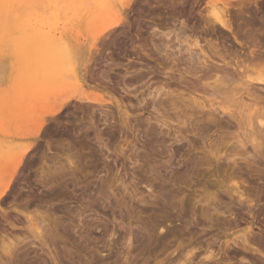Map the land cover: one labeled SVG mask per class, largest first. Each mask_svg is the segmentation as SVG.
<instances>
[{
    "label": "rangeland",
    "instance_id": "374dc122",
    "mask_svg": "<svg viewBox=\"0 0 264 264\" xmlns=\"http://www.w3.org/2000/svg\"><path fill=\"white\" fill-rule=\"evenodd\" d=\"M94 2L86 9L88 14L72 18L63 8L56 13L45 8L42 0H34L20 11L21 26L11 17V25L8 20L0 24V105L10 108L11 101H19L21 92L14 98L15 89L43 83L40 72L27 74L29 69L21 66L23 73L14 56L18 43L23 45L24 39L40 35L52 40L62 37L77 48L78 56L98 50L101 59L93 66L95 78L87 75L85 79L107 101L100 106L73 101L54 117L44 115L34 153L24 159L0 196V264H176L178 259L183 262L185 252L191 251L192 257L208 245L216 250V261L264 264V126L259 124L260 119L264 121V114L260 116L264 83L251 82L252 98L238 89L237 101L245 108L237 106L246 110L240 115L248 121L241 125L221 110L210 112L209 107L194 111L179 108L180 104L169 109L166 104L167 109L156 105L146 113L141 109L144 103L139 102L150 100L148 87L155 88L162 81L174 95L188 98L192 94L206 105L230 108L225 96L194 91L196 80L185 73L196 68L197 75L206 79L212 75L210 62L218 59V53L227 61H242L247 71L244 76L264 78V0H110L112 11L95 9L94 5L106 1ZM212 10L230 21V32L213 26ZM113 14L121 21L98 37L113 23ZM38 44L33 49L42 53ZM199 47L210 56L215 53L208 64L212 72L197 66ZM187 52H192L194 64L186 62ZM157 67L163 69V76L153 72ZM137 75L142 80L127 81ZM11 93L14 99L9 102ZM212 98L216 100L208 104ZM12 106L0 107V148L6 150L25 144L13 142L19 135L16 131L27 132L29 110ZM233 107L235 111L237 107ZM238 109L236 113H240ZM123 110L130 115L127 124L121 121ZM163 113L170 122L156 121ZM258 144L262 156L254 151ZM0 151L3 154L2 148ZM7 166L3 164V169ZM237 188L243 198L258 205L257 213L248 212ZM54 191L59 194L53 195ZM31 217L44 220L41 227L47 245L30 236L27 218ZM248 222L254 224L251 231L246 230ZM242 233L249 244L243 243ZM229 238L237 245L225 244ZM12 243L16 253L9 258L2 253V244Z\"/></svg>",
    "mask_w": 264,
    "mask_h": 264
},
{
    "label": "bare ground",
    "instance_id": "6f19581e",
    "mask_svg": "<svg viewBox=\"0 0 264 264\" xmlns=\"http://www.w3.org/2000/svg\"><path fill=\"white\" fill-rule=\"evenodd\" d=\"M34 0H0V24L1 22H4L6 23V20L9 21V17L13 18L14 19V23H16V25L18 26H21V18H22V15L20 14V11L22 9H24L25 5L27 6V4L29 3H32ZM98 2L100 0H97ZM96 1V2H97ZM106 1V3H105ZM110 0H104V3L105 4H96L94 5V7L96 6L95 9H99L100 8V11L101 10H104L106 9L107 11L109 10H113L114 8H111L109 4ZM121 1V0H120ZM174 1V0H173ZM94 0H42V4L45 8H48L52 11V9L54 10V12H58L61 8H63L68 14L71 15L72 18H77V17H81L80 15L85 12L86 13V9L88 8L89 5H92L91 3H93ZM94 2V3H96ZM172 2V1H171ZM243 2V1H241ZM36 3V2H35ZM121 3V2H120ZM128 3V2H127ZM164 3V2H163ZM123 4V3H122ZM178 4V3H177ZM195 4V3H194ZM97 5H102V6H98ZM104 5V6H103ZM110 6V8L108 7ZM123 6V5H122ZM103 7V9H102ZM105 7V8H104ZM108 7V8H106ZM159 7V6H158ZM245 7V6H244ZM41 8V7H40ZM60 8V9H59ZM90 8V6H89ZM176 8V7H175ZM109 9V10H108ZM117 9V8H116ZM173 9V8H172ZM44 10V9H43ZM46 10V9H45ZM50 10H47V11H50ZM58 10V11H57ZM93 10V9H92ZM91 10V11H92ZM154 10V9H153ZM167 10V9H166ZM62 11V9H61ZM110 11V12H111ZM117 11V10H116ZM99 12V10L97 11ZM104 12V11H103ZM145 12V11H144ZM102 12H100L99 14H101ZM115 13V12H114ZM88 14V13H86ZM97 14V13H96ZM98 14V15H99ZM106 14V13H105ZM108 14V13H107ZM106 14V15H107ZM112 14V12L110 13V15ZM211 19L213 20L211 23L213 24V26H219L217 29L219 30V28L227 31V32H230L232 29H231V23L228 19L224 18V16H222L220 14V12L218 11H215V10H212L211 11ZM114 16H112L114 18L113 20V23L110 24V25H107L104 29H102L100 31V33L98 34V37H101L103 36L105 33H107L111 27L113 26H117V24L121 21L120 19L121 18H118L116 20V14H113ZM119 15H120V11H119ZM141 15V14H140ZM143 15V14H142ZM159 15V14H158ZM94 16V15H92ZM91 16V17H92ZM144 16V15H143ZM26 17V16H25ZM62 17V16H61ZM116 17V18H115ZM112 19V18H111ZM7 21V22H8ZM210 22V21H209ZM7 24H10V21L9 23ZM7 24H4V25H7ZM63 24V23H62ZM208 24L209 26V23H206ZM11 25V24H10ZM54 25V24H52ZM233 25V24H232ZM9 26V25H7ZM6 26V27H7ZM36 26V25H35ZM12 27V26H11ZM63 27V26H62ZM139 27V26H138ZM212 27V26H211ZM137 28V27H136ZM208 28V27H207ZM216 29V28H215ZM220 29V30H221ZM24 30V29H23ZM22 30V31H23ZM211 30V29H210ZM219 30V31H220ZM16 32V31H15ZM14 33V32H13ZM23 33V32H21ZM40 33H43V32H40ZM45 35L47 34L46 32L44 33ZM40 35V34H39ZM49 34H47L46 36H48ZM57 37V36H56ZM98 37L96 39H98ZM57 39V38H56ZM95 39V40H96ZM100 40V39H99ZM236 41V39H234ZM101 42V41H100ZM125 42V41H124ZM41 44V46L39 44ZM97 43L99 44V42L97 41ZM36 44H38V46H40L41 48V51L42 53L40 52V49L38 48H34L36 46ZM103 44V43H102ZM131 44V43H130ZM18 47H17V50L15 51V54L14 56L18 59V62H19V68L20 70L24 67L28 68L29 70H27L26 68V71H27V74H29L28 72L29 71H33L34 73L35 72H40V77H42V81L43 83L41 84V86H27L26 85V88H21L23 90L21 91H15V95H14V98H16L15 96L18 97V94L19 92H21V94H19V97H21L19 99V101L17 102L16 100L17 99H14L13 98V92L10 94L12 95V99H10L9 97V102L11 100H15L16 101V104L13 101L12 105L14 104V108L13 109H18L17 107L18 106H22V108L24 109L23 106H25V108L27 109H24V110H29V115L25 114L24 115H28V119L26 120V124H25V129L27 130V132L25 133V131H23V133H21L22 130H20L21 128H19L20 130V133L19 131L15 133V136L13 133V130H12V134L15 136L14 137V141L13 142H25L24 143H21L19 145H13L11 146V149L10 147H6L7 150L5 149V151H3V147L2 148V151H3V154L6 153V158H1V159H6V163H4V160H1L0 162H2L0 165V196L1 194H3V192H5L9 186V183L12 182V177H14L15 173H17L16 171L18 170V168L20 167V165L23 163L24 159L29 155V154H32L34 153L33 151H35V148L34 145L35 143L37 142V140L40 139V131H41V128L44 124V119L46 120V118L44 117V115H49V116H53L55 114H57L60 110H62V108L64 106H66V104L68 103H72L73 101H77V102H82V103H86V104H89V105H94V104H97V105H104L107 101L105 100L106 98H102L98 93V95L96 94V92H93V89L94 87H92L89 83H87V80L85 79V77H87V75H90V78L91 80H94L93 78L94 77V74H93V66H96L97 63H98V60H100L101 58L99 57L100 54L98 52V50H94V51H89V53L87 55H84V54H81L78 56V53H77V48L74 46V45H71L70 43H68L66 40H64L62 37H59L57 40H52L51 38L49 39H46L45 36L43 35H40V36H36L35 37H32V38H28V39H24V44H17ZM194 46H197L198 45V42L195 41ZM37 46V47H38ZM92 46L96 49V46L97 44L94 43L92 44ZM154 46V44H153ZM90 47V46H89ZM33 49V50H32ZM98 49V48H97ZM88 50V49H87ZM190 50V49H189ZM213 51V50H212ZM199 52L200 54V58H198L196 60L197 62V66L200 67L199 69L202 70V68L205 70H208L209 72H212V75L210 74L209 76H212V77H209V76H205L206 79L202 76H198L197 73L199 71H197L196 68H190V70L187 68V70H189L188 72H186L185 70V74L186 75H191L193 78H195V84L193 83V88L194 91L195 90H202L204 93H206L207 95L209 94L211 97H217V96H225V98H227L229 101H226V103H228L230 105V108L229 106L227 105V107H222L223 105H217V107L215 106L214 103H211L210 105H206L204 102L200 101L201 99L199 98H195L192 94L189 95L188 98H183L181 94H177V95H174V91H171L170 89L166 90V86H165V83H163L162 81H158L156 82L155 84V88H151V86L148 87V89H150L151 93H147L148 97L151 96V99L150 100H147V98H142L141 100H139V102H143L144 103V107L141 108L144 110V112L146 113H149V110L150 108L153 109L154 106L157 105V107L161 110L163 108L167 109L166 108V104L167 107L169 106V109L170 107L172 108H177V105L178 104H182L181 106L179 105V108L184 106L186 109L187 108H190V110H194V111H197V110H210L213 111V112H216L218 110H221V112L223 113H227L229 115L230 118L232 119H235L236 122H238V124L241 125L242 121L244 119H242V115L240 114H243L244 111H246L244 109H238L242 104V102H238L237 101V95L239 92V90L242 91V93L246 94L249 98H252L254 96V93H250V88H253L251 87V82L254 83L255 81H258V82H261V83H264V78L263 77H259L257 79H253L255 78V76L253 78H249L248 77V74L247 76H244L245 73H247V71L245 72L243 70L244 68V64L243 62L241 61H238V62H234L233 60L231 61H227V57L225 55H221V54H216V56H218V59L217 57L213 58L212 56H215L214 54L212 56H210V54H206L204 53V51L202 50V48L199 47ZM125 53V52H124ZM189 53V58L187 59L186 62H189V63H192L194 64V58H193V55H192V52H187ZM80 54V53H79ZM161 54V53H160ZM194 54V53H193ZM197 55V54H196ZM199 55V54H198ZM197 55V56H198ZM208 55V56H207ZM138 57V56H137ZM213 60L210 62V64L212 65H208L209 64V60H211L212 58ZM100 58V59H99ZM202 58V59H201ZM218 62H217V60ZM9 60V58H8ZM139 60V59H138ZM165 60V59H164ZM201 60V61H200ZM216 60V61H214ZM147 61V60H146ZM160 61V60H159ZM157 61V62H159ZM214 61V62H213ZM160 62H163V61H160ZM195 62V63H196ZM166 62H164L162 64V66L164 65L165 66ZM8 65V63H7ZM12 66V65H11ZM21 66H23L21 68ZM99 66V65H98ZM147 66V65H146ZM161 65H159L160 67ZM167 66V65H166ZM191 66V65H190ZM194 66V65H193ZM210 66L213 68L212 71H210ZM10 67V66H9ZM144 67V65H143ZM148 67V66H147ZM146 67V69H147ZM159 67H157V69H154L153 72H156L158 74H162L163 76V72L161 69H159ZM196 67V66H195ZM80 68H83V69H80ZM133 68V67H132ZM152 68V67H151ZM24 69V71H25ZM145 69V68H144ZM198 69V70H199ZM129 70V69H128ZM161 70V71H160ZM200 70V71H201ZM243 70V72H242ZM2 70H0L1 72ZM8 71V70H7ZM23 71V69H22ZM23 71V73H25ZM82 71H85V73L82 74ZM207 71V72H208ZM30 72V73H31ZM206 72V71H204ZM208 72V73H209ZM245 72V73H244ZM21 72H19L18 75H21L20 74ZM33 73V74H34ZM95 73V72H94ZM166 73V72H165ZM188 73V74H187ZM222 74L223 75V78L220 77L218 74ZM1 74V73H0ZM98 74V73H97ZM150 74V73H149ZM152 74V73H151ZM199 74V73H198ZM250 74V73H249ZM25 75V74H24ZM86 75V76H85ZM240 75H243L241 77H239ZM259 76V75H258ZM17 77V76H14V78ZM21 78H24V76L22 77V75L20 76ZM202 77V78H201ZM209 77V78H208ZM246 77H248V80H245ZM0 78H1V75H0ZM18 78V77H17ZM141 78L142 75H137V76H131L128 78V82L130 83H137L138 81L142 80ZM204 78V79H203ZM88 79V78H87ZM212 79V82H209V80ZM17 80V79H16ZM208 80V82H207ZM226 80H229V81H232V84L230 85H226L224 82ZM254 81V82H253ZM89 82V80H88ZM116 82V81H115ZM118 84V83H117ZM235 85V86H233ZM233 86V87H232ZM253 86V85H252ZM18 88H20L19 86H17ZM153 87V86H152ZM13 88V86H12ZM43 88V92L40 94V91L41 89ZM192 88V89H193ZM153 89V91L151 90ZM239 89V90H238ZM12 90V89H11ZM173 90V89H172ZM10 91V90H9ZM96 91V90H95ZM252 91V90H251ZM174 93V94H173ZM240 93V92H239ZM8 94V93H7ZM3 97V96H2ZM18 97V98H19ZM156 98H159V101H156L155 99ZM109 100V99H108ZM205 100V99H204ZM215 101L216 98H212L208 101V104L211 102V101ZM240 101H242V99L240 98L239 99ZM237 101V102H236ZM110 102V101H109ZM2 104V103H1ZM10 104V108H12L13 106ZM41 106H40V105ZM142 104V103H141ZM241 104V105H240ZM232 105V106H231ZM236 105V106H235ZM237 105H240V106H237ZM12 106V107H11ZM37 106V107H36ZM40 106V107H39ZM118 108L119 109H122L120 108L119 104H117ZM143 106V105H142ZM237 107L236 110L238 109V111L240 113H236V110L234 111L233 109H231L232 107ZM0 107L2 109H4V107L9 108V106L5 103H3L2 105H0ZM233 107V108H234ZM242 107L245 108V106L243 105ZM248 107V106H247ZM254 107V106H253ZM21 109V107H19ZM36 108V109H35ZM39 108V109H37ZM183 108V107H182ZM183 108V109H185ZM249 108V107H248ZM7 109V110H8ZM182 109V110H183ZM22 110V109H21ZM33 110V111H32ZM155 110V108H154ZM157 110V109H156ZM176 110V109H175ZM180 110V109H179ZM178 110V111H179ZM207 110V111H208ZM254 110V108H253ZM252 108L250 111H252ZM237 111V112H238ZM9 112V111H8ZM7 112V113H8ZM16 112H18L16 110ZM22 112V111H21ZM121 112V110H120ZM169 112V111H168ZM167 112V113H168ZM175 112V111H174ZM249 112V110L247 111ZM246 112V113H247ZM252 112L250 115H252ZM10 113V112H9ZM20 113V111H19ZM24 113V111H23ZM60 113V112H59ZM122 116L121 118V121H122V124L124 123H129V112L126 111V110H123L122 111ZM217 113V112H216ZM254 113H257L256 110H254ZM13 114V113H12ZM164 114V113H163ZM237 114V116L235 115ZM264 112L262 113V115L260 116H263ZM23 115V114H22ZM59 116V115H58ZM248 116V115H247ZM257 116V115H256ZM259 116V117H260ZM54 117V116H53ZM14 118V117H13ZM19 118V117H17ZM23 118V117H22ZM24 118L22 120H24ZM178 118V117H177ZM244 118V117H243ZM264 118V117H263ZM249 119V118H248ZM15 120V119H14ZM180 120V119H179ZM251 120V119H250ZM262 121H259L258 123L261 125V126H264V121L263 119H260ZM157 122H167L169 121V118H168V115L167 114H164V115H160V119L156 120ZM246 120H244L245 122ZM253 121V120H252ZM2 120H0V125H2ZM14 122V121H13ZM23 122V121H22ZM46 122V121H45ZM131 122V121H130ZM170 122V121H169ZM121 123V122H120ZM245 123H248L245 122ZM257 123V124H258ZM4 124V123H3ZM8 124V123H7ZM18 124H19V121H18ZM18 124H15L18 126ZM24 125V123H22ZM13 125V126H15ZM45 125V124H44ZM251 125V123H250ZM249 125V126H250ZM17 126H15L17 128ZM22 126V125H21ZM253 127L255 126L252 125ZM2 127V126H1ZM13 127V128H15ZM20 127V125L18 126ZM27 127V128H26ZM8 128V127H7ZM15 128V129H16ZM252 128V127H250ZM264 128V127H263ZM3 129L5 130L6 128L3 127ZM9 129V128H8ZM7 129V130H8ZM23 129V128H22ZM66 129V128H64ZM253 129V128H252ZM255 129V128H254ZM24 130V129H23ZM68 130V129H67ZM54 131V130H52ZM256 131V130H254ZM5 132V131H4ZM48 132V131H47ZM51 132V131H50ZM72 132V130L70 131V133ZM251 132V131H250ZM6 133V132H5ZM8 133H9V130H8ZM46 133V131H45ZM49 133V132H48ZM54 133V132H53ZM69 131H66V134H70ZM254 133V132H253ZM258 133V132H257ZM5 135V134H4ZM49 135V134H48ZM47 135V136H48ZM72 135V134H70ZM2 136V135H0ZM46 136V135H45ZM250 136V135H249ZM10 137V136H9ZM7 138V136H6ZM5 138V139H6ZM50 138V137H49ZM86 138V137H85ZM1 139V138H0ZM3 139V138H2ZM87 139V138H86ZM32 140V141H31ZM6 141V140H5ZM8 141V140H7ZM31 141V142H30ZM253 141V139H252ZM30 142V143H29ZM8 143V142H7ZM16 144V143H14ZM38 144V143H36ZM256 144V143H255ZM242 146V143L241 145ZM243 147V146H242ZM261 147V146H260ZM260 147H259V144L257 146H255V152L257 151V155H261V152H260ZM0 148V150H1ZM262 150V148H261ZM1 152V151H0ZM246 153V152H245ZM3 154L1 153L0 154V157L3 156ZM248 155V154H247ZM4 156V157H5ZM262 156V155H261ZM260 157V156H259ZM261 158V157H260ZM233 161V160H232ZM249 161V160H248ZM254 161V159H253ZM256 161V160H255ZM254 161V162H255ZM251 163V161H250ZM3 164H8V166L6 168L3 169ZM14 179V178H13ZM15 181V180H14ZM238 189V195L242 201V203H246L248 205V209L249 211L248 212H253V213H257L258 211L255 210L256 207H258V205H252V200L248 199V198H243V193L241 191H239L240 189ZM237 192V191H236ZM59 192L58 191H54L53 192V195H58ZM250 204V205H249ZM256 211V212H255ZM260 213V212H259ZM257 221V220H256ZM27 222L29 223V227H28V230H29V234L30 236L32 237V239L34 240H38L43 246L47 245L46 244V239H44V235H45V232L43 230V228L41 227V225L45 224L44 223V220L41 218H34V217H31V218H27ZM253 222V221H252ZM252 222H248L246 223L247 224V228L246 230H249L251 231L252 227H253V223ZM160 223H158L159 225ZM162 225V224H160ZM160 227V226H159ZM155 228V227H154ZM158 228V227H157ZM162 228V227H161ZM160 228V229H161ZM231 228V227H230ZM159 229V230H160ZM154 231V230H153ZM245 231V230H244ZM247 231V233L249 232ZM244 233V232H243ZM242 233V234H243ZM249 234V233H248ZM246 235V234H245ZM245 235L243 234L242 235V240H243V243L244 244H247V239L245 238ZM221 237V236H220ZM225 237V236H224ZM226 237L228 238L229 235H226ZM241 237V236H240ZM230 241V238L226 240V243L225 244H228V242ZM231 243L237 245L236 242H234V240L230 241ZM238 242H239V239H238ZM241 242V241H240ZM242 244V243H241ZM243 244V245H244ZM249 244V243H248ZM207 245V244H206ZM231 245V244H230ZM2 248H3V254H5V256H9V258L13 256V254L16 253V246L12 243V244H2ZM193 246V245H192ZM191 246V248H192ZM233 246V245H232ZM246 246V245H245ZM229 247V246H228ZM244 247V246H243ZM241 247V248H243ZM1 248V249H2ZM226 248V247H225ZM195 249V248H194ZM199 249V248H198ZM246 249V248H245ZM190 250V249H189ZM228 250V249H227ZM216 251V250H215ZM211 247L209 248V245L208 247H205V248H201V252H199L198 254L195 253L194 256L192 257H189L191 255V251L189 252H185L187 253L184 257L181 256V258H183V262H181L179 259L178 261L176 262V264H179L180 262L181 263H185V264H190L191 262H195V261H198V264H226L225 262H222V261H216V258L218 256V254L214 255V252ZM220 252V251H219ZM184 254V253H183ZM226 255V254H225ZM233 255V254H232ZM229 256V255H228ZM11 257V258H12ZM203 257V258H201ZM8 258V259H9ZM201 258V259H200ZM212 261V262H211ZM224 261V260H223ZM211 262V263H210ZM228 262V261H227ZM174 263V262H173ZM180 263V264H181ZM57 264V263H56ZM172 264V263H171ZM175 264V263H174ZM230 264V263H229Z\"/></svg>",
    "mask_w": 264,
    "mask_h": 264
}]
</instances>
